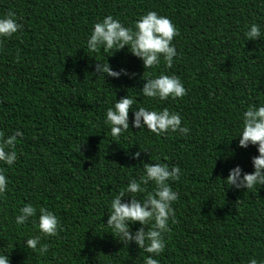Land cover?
Wrapping results in <instances>:
<instances>
[{
	"label": "trees",
	"instance_id": "1",
	"mask_svg": "<svg viewBox=\"0 0 264 264\" xmlns=\"http://www.w3.org/2000/svg\"><path fill=\"white\" fill-rule=\"evenodd\" d=\"M148 11L178 29L170 67L161 59L144 69L127 46L113 55L86 48L92 25L105 16L130 27ZM7 13L23 26L0 39V133L23 132L15 163L0 162L8 179L0 197V253L10 264H143L149 254L122 244L105 225L112 197L139 178L141 160L181 170L170 182L178 200L165 249L154 257L159 264H248L249 258L264 264V186L237 190L224 180L236 165L252 172L258 155L255 145L239 147L236 136L247 107L264 103V41L244 36L257 23L264 39V0H0V16ZM95 58L129 75L96 73ZM143 73L178 76L186 95L143 96ZM127 95L133 108L178 113L189 132L157 136L132 128L130 110L129 130L113 141L105 112ZM140 148L148 151L133 159ZM25 203L37 215L17 226L14 216ZM41 207L57 216L56 236H43L33 223ZM34 235L47 247L43 255L24 247Z\"/></svg>",
	"mask_w": 264,
	"mask_h": 264
},
{
	"label": "clouds",
	"instance_id": "2",
	"mask_svg": "<svg viewBox=\"0 0 264 264\" xmlns=\"http://www.w3.org/2000/svg\"><path fill=\"white\" fill-rule=\"evenodd\" d=\"M14 13L0 16V39L11 38L22 30ZM179 32L176 26L167 16L159 15L155 11H148L134 22V26L126 27L113 16L107 15L92 25L90 34L86 40V48L90 52L102 49L105 53L119 51L127 46L132 55L142 61L144 69L154 68L159 65L161 59L167 66L173 64L178 55L174 37ZM244 36L246 40L256 41L261 39V26L252 23L247 26ZM111 56V55H109ZM96 59V58H95ZM95 72L101 75L119 78L122 74L129 75L126 69L113 70L108 62L101 63L96 59ZM134 75V74H132ZM145 81L140 92L143 96L158 101L169 98H183L186 89L176 75L161 73L157 76H145ZM134 100L129 95L116 100L112 107L105 112V124L110 128L113 141L118 140L129 128V111H132L131 127L139 130L146 129L149 132L161 136L166 133L179 132L186 135L189 128L181 123V116L176 112H170L168 108L160 110L143 106L133 108ZM20 129L13 131L11 135L4 136L0 133V162L12 166L17 160L15 151L18 137H22ZM238 145L247 148L249 145L257 146L258 155L252 157V172H244L240 165L229 169L225 182L229 187L237 190H250L256 186H264V103L249 105L242 113V126L239 130ZM141 149L133 154V159H139ZM139 178L130 179L123 190L112 197L109 205L106 226L111 229V234L124 245L136 244L146 255L143 264H159L155 256H159L165 249L164 234L169 230V221L174 222L175 210L173 204L178 200L177 192L171 187L170 182H175L180 177V168L176 165L169 166L161 162H144ZM151 182L154 189L146 192L145 186ZM8 187V179L0 170V197ZM144 193L141 198L138 194ZM127 194V195H126ZM128 199H124V198ZM37 208L31 203H25L14 216L17 226L25 225L30 218H35ZM38 231L45 237L56 236L60 228L57 216L41 207L39 208ZM139 223V227L133 230V226ZM39 245V247H38ZM24 247L43 255L47 251L46 245L41 244V235H34L24 241ZM0 264H10L9 255L0 253ZM248 264H257V260L249 258Z\"/></svg>",
	"mask_w": 264,
	"mask_h": 264
}]
</instances>
